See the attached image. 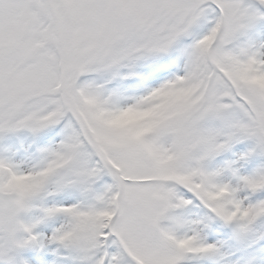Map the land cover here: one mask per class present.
<instances>
[{
	"label": "snow or ice",
	"instance_id": "1",
	"mask_svg": "<svg viewBox=\"0 0 264 264\" xmlns=\"http://www.w3.org/2000/svg\"><path fill=\"white\" fill-rule=\"evenodd\" d=\"M0 264H264V0H0Z\"/></svg>",
	"mask_w": 264,
	"mask_h": 264
}]
</instances>
